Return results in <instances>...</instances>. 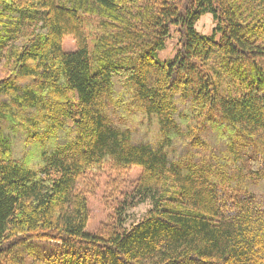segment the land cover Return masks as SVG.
<instances>
[{
  "label": "trees",
  "instance_id": "1",
  "mask_svg": "<svg viewBox=\"0 0 264 264\" xmlns=\"http://www.w3.org/2000/svg\"><path fill=\"white\" fill-rule=\"evenodd\" d=\"M0 72V264H264V0H0ZM105 165L151 207L91 233Z\"/></svg>",
  "mask_w": 264,
  "mask_h": 264
},
{
  "label": "rangeland",
  "instance_id": "2",
  "mask_svg": "<svg viewBox=\"0 0 264 264\" xmlns=\"http://www.w3.org/2000/svg\"><path fill=\"white\" fill-rule=\"evenodd\" d=\"M215 22L210 14H203L196 23L195 28L200 34H210ZM178 36L173 32L168 38L164 50L159 53L161 60H170L178 48ZM62 48L64 51L75 49V40L72 36L63 38ZM2 76L3 74H1ZM141 172V168L131 166L126 169H114L109 165L95 171H89L79 182V188L86 193L89 218L86 231L105 233L112 228L118 227V218H122V227H128L139 221L151 207L149 200L126 206L119 216L117 208L130 202L132 190ZM34 256V255H33ZM37 263L38 259L34 256Z\"/></svg>",
  "mask_w": 264,
  "mask_h": 264
}]
</instances>
